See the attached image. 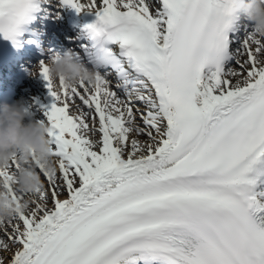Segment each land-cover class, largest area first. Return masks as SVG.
Wrapping results in <instances>:
<instances>
[{"label": "snow or ice", "instance_id": "6c2138e0", "mask_svg": "<svg viewBox=\"0 0 264 264\" xmlns=\"http://www.w3.org/2000/svg\"><path fill=\"white\" fill-rule=\"evenodd\" d=\"M57 2L95 15L97 76L69 89L48 76L57 52L39 64L55 170L33 160L47 187L30 198L16 161L0 169L28 201L0 222L9 264H264V39L239 36L235 0ZM51 8L0 0V34L16 44Z\"/></svg>", "mask_w": 264, "mask_h": 264}, {"label": "clouds", "instance_id": "9594fccd", "mask_svg": "<svg viewBox=\"0 0 264 264\" xmlns=\"http://www.w3.org/2000/svg\"><path fill=\"white\" fill-rule=\"evenodd\" d=\"M235 15L250 22L255 39H264V0H235ZM48 76L55 84L62 80L66 88H72L81 81L94 82L97 73L76 58L71 50L57 54L46 62ZM40 65L33 69V75ZM58 90V89H57ZM48 127L41 122H25L22 104L0 103V169L10 161H16L19 168L13 171L10 183L16 191L35 198L38 190L44 189L40 174L35 170L33 160L49 172H54V149L50 146ZM28 207L27 200L18 204L13 201L9 190L0 183V222L9 220L17 212Z\"/></svg>", "mask_w": 264, "mask_h": 264}, {"label": "bare ground", "instance_id": "6f19581e", "mask_svg": "<svg viewBox=\"0 0 264 264\" xmlns=\"http://www.w3.org/2000/svg\"><path fill=\"white\" fill-rule=\"evenodd\" d=\"M261 59H264V56H262ZM234 66L235 65H233V67ZM73 113H75V112H73ZM73 115H75V114H73ZM93 139H99L98 134L96 136H94ZM140 139L144 140L145 138L140 137ZM45 186L47 187V185H45ZM65 198H67L66 193L60 196V199H65ZM49 207H51V197H49ZM7 225H8V220L4 222V226L7 227ZM1 253L2 252H0V257H3L4 264H9L12 253L11 252H3V254H1Z\"/></svg>", "mask_w": 264, "mask_h": 264}, {"label": "rangeland", "instance_id": "374dc122", "mask_svg": "<svg viewBox=\"0 0 264 264\" xmlns=\"http://www.w3.org/2000/svg\"><path fill=\"white\" fill-rule=\"evenodd\" d=\"M1 254H3V252Z\"/></svg>", "mask_w": 264, "mask_h": 264}]
</instances>
